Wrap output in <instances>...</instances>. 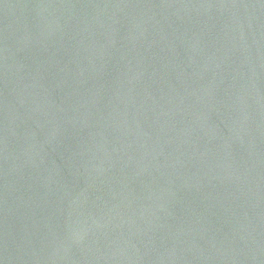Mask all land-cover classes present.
<instances>
[{
  "label": "water",
  "instance_id": "95a60500",
  "mask_svg": "<svg viewBox=\"0 0 264 264\" xmlns=\"http://www.w3.org/2000/svg\"><path fill=\"white\" fill-rule=\"evenodd\" d=\"M0 264H264V0H0Z\"/></svg>",
  "mask_w": 264,
  "mask_h": 264
}]
</instances>
